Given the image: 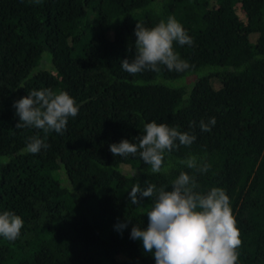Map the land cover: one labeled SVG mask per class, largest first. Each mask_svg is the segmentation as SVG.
I'll return each mask as SVG.
<instances>
[{
  "label": "trees",
  "instance_id": "1",
  "mask_svg": "<svg viewBox=\"0 0 264 264\" xmlns=\"http://www.w3.org/2000/svg\"><path fill=\"white\" fill-rule=\"evenodd\" d=\"M170 16L193 39L174 43L189 69L123 71L136 23ZM43 88L80 105L63 135L15 127L13 102ZM153 120L196 140L172 150L160 173L139 155L113 156L110 144L132 142ZM34 136L48 147L27 153ZM189 155L209 170L182 165ZM180 171L201 192L226 191L237 264H264V0H0V213L24 221L16 240L0 237V264H156L130 238L134 225L147 228L152 199L133 205L129 192L137 181L171 191Z\"/></svg>",
  "mask_w": 264,
  "mask_h": 264
},
{
  "label": "clouds",
  "instance_id": "2",
  "mask_svg": "<svg viewBox=\"0 0 264 264\" xmlns=\"http://www.w3.org/2000/svg\"><path fill=\"white\" fill-rule=\"evenodd\" d=\"M39 3L40 0H35ZM136 55L121 61V68L130 75L144 71H159L164 66L169 71L184 72L190 65L174 51V43L180 46L193 44L182 24L174 17L161 20L154 27L147 28L136 23ZM19 122L16 129L32 127L45 134L55 131L63 135L69 117L79 113L78 105L66 91L55 92L49 88L33 90L28 95L13 102ZM215 118L207 123L200 121L201 131H211ZM195 122L190 127H194ZM196 136L188 131H179L155 120L144 124L143 133L130 142L122 139L109 145L110 152L117 157H135L150 165L152 173L166 171L165 158L179 146L190 147ZM48 145L44 139L31 137L24 149L36 154ZM7 163V160L4 161ZM180 163L196 172H207L210 165L200 158L189 155ZM131 177L136 175L133 170ZM142 188L137 181L129 192L131 204L139 205L145 197L152 199V207L147 212L148 226L139 224L131 228L130 238L142 241L146 253H151L156 264H237L242 241L237 220L230 206L226 191L213 187L206 192L198 190L195 177L184 171L171 183V191L164 185L157 187L148 183ZM24 225L23 219L11 211L0 213V237L8 241L16 240ZM127 223L115 225L122 231Z\"/></svg>",
  "mask_w": 264,
  "mask_h": 264
}]
</instances>
